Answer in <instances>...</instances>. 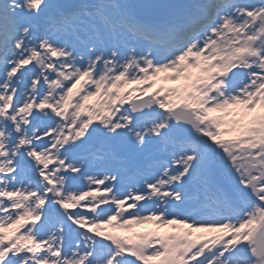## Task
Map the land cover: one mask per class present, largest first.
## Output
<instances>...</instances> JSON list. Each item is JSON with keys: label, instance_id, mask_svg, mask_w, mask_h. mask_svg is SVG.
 Masks as SVG:
<instances>
[{"label": "snow or ice", "instance_id": "1", "mask_svg": "<svg viewBox=\"0 0 264 264\" xmlns=\"http://www.w3.org/2000/svg\"><path fill=\"white\" fill-rule=\"evenodd\" d=\"M0 264H264V0H0Z\"/></svg>", "mask_w": 264, "mask_h": 264}, {"label": "rangeland", "instance_id": "2", "mask_svg": "<svg viewBox=\"0 0 264 264\" xmlns=\"http://www.w3.org/2000/svg\"><path fill=\"white\" fill-rule=\"evenodd\" d=\"M145 227H150V226H145ZM115 231H117V232H122V230H118V229H117V230H115Z\"/></svg>", "mask_w": 264, "mask_h": 264}]
</instances>
